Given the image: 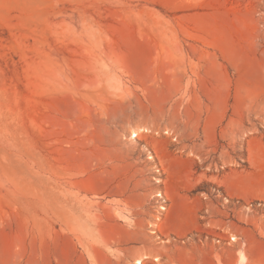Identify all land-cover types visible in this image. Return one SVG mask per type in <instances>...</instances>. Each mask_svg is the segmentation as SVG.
Here are the masks:
<instances>
[{"label":"rangeland","instance_id":"1","mask_svg":"<svg viewBox=\"0 0 264 264\" xmlns=\"http://www.w3.org/2000/svg\"><path fill=\"white\" fill-rule=\"evenodd\" d=\"M241 255L264 264V0H0V264Z\"/></svg>","mask_w":264,"mask_h":264},{"label":"bare ground","instance_id":"2","mask_svg":"<svg viewBox=\"0 0 264 264\" xmlns=\"http://www.w3.org/2000/svg\"><path fill=\"white\" fill-rule=\"evenodd\" d=\"M138 131L139 132H146L148 130H146V129H140ZM133 134H134V136H137V134H135V133H133ZM233 240H236V238H234ZM156 260H158V259H156ZM245 263H246V257L244 255H241V257L239 258V264H245ZM136 264H142L141 260H138L136 262Z\"/></svg>","mask_w":264,"mask_h":264},{"label":"crops","instance_id":"3","mask_svg":"<svg viewBox=\"0 0 264 264\" xmlns=\"http://www.w3.org/2000/svg\"><path fill=\"white\" fill-rule=\"evenodd\" d=\"M246 263H247V261H246ZM246 263H245V264H246ZM188 264H190V263H188Z\"/></svg>","mask_w":264,"mask_h":264}]
</instances>
